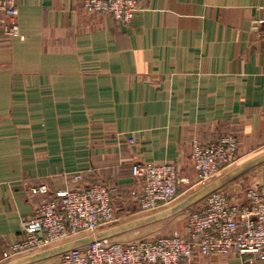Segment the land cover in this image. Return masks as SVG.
Instances as JSON below:
<instances>
[{"label":"crops","instance_id":"1","mask_svg":"<svg viewBox=\"0 0 264 264\" xmlns=\"http://www.w3.org/2000/svg\"><path fill=\"white\" fill-rule=\"evenodd\" d=\"M16 7L19 35L0 29V264H58L2 258L45 200L31 188L71 190L80 174L108 186L117 224L141 219L137 230L150 214L133 195L134 162L173 164L189 191L193 142L233 135L241 159L264 148V0H139L127 24L76 0ZM197 263L247 264H181Z\"/></svg>","mask_w":264,"mask_h":264},{"label":"built area","instance_id":"2","mask_svg":"<svg viewBox=\"0 0 264 264\" xmlns=\"http://www.w3.org/2000/svg\"><path fill=\"white\" fill-rule=\"evenodd\" d=\"M76 1L89 13L110 14L123 24L133 19L139 2ZM258 22L264 25V20ZM0 29L8 37L19 35L16 0H0ZM128 141L134 142L132 138ZM238 146L233 135L206 144L193 142L189 157L198 177L206 181L232 165ZM130 173L139 183L133 195L142 213L164 207L178 194L180 179L173 164L134 162ZM72 180L75 187L71 190L50 192L44 185L31 188L32 194H41L45 200L21 221L23 239L9 246L3 260L29 257L90 236L89 244L61 253L58 264H181L207 256L234 257L247 264L264 261V182H255L233 195L222 191L208 195L200 213L186 216L183 237L158 236L121 243L96 237L101 229L118 221L111 189L101 183L84 186L80 174Z\"/></svg>","mask_w":264,"mask_h":264},{"label":"rangeland","instance_id":"3","mask_svg":"<svg viewBox=\"0 0 264 264\" xmlns=\"http://www.w3.org/2000/svg\"><path fill=\"white\" fill-rule=\"evenodd\" d=\"M255 182H264V148L259 151L255 156V159H241L237 156L232 165L224 168L220 173L206 181H202L196 172V179L190 184L192 186L194 185L192 189L187 191V188L182 189L180 187L176 198L172 202L154 212L148 213L150 215L145 218L148 220L157 217V220L146 222V226L143 228L137 230L132 229V231L125 235L116 238L114 242H130L141 238H155L158 236L179 235L183 237L186 216L192 213L201 212L208 195L218 191L233 195L238 191L243 192ZM186 203L187 207L184 206L179 209L175 207L178 204H181L180 206H182ZM162 214L165 215L162 216ZM142 220H144V218ZM138 221H141V219L131 222V224H135ZM117 223L105 228H118V226H124V224L121 225ZM83 238H90V236H83Z\"/></svg>","mask_w":264,"mask_h":264},{"label":"water","instance_id":"4","mask_svg":"<svg viewBox=\"0 0 264 264\" xmlns=\"http://www.w3.org/2000/svg\"><path fill=\"white\" fill-rule=\"evenodd\" d=\"M184 206H186L185 204L182 205V206H179L177 209L179 208H183ZM176 209V208H175ZM176 211V210H174ZM165 214H162V216H164ZM153 220H157V217L155 218H150L148 219L146 222L148 221H153ZM142 224V223H140ZM139 226V224L135 223V224H130V225H126V226H122V227H118V228H115L109 232H106V233H99L97 234V239H106L108 236L110 235H114V234H117L119 232H123V231H126V230H130V229H133L135 227ZM92 238H84V239H81V240H78V241H74V242H71V243H68L66 245H63L61 247H58L57 249H54L52 251H47V252H44V253H41V254H38V255H34V256H30V257H27V259L25 261L27 262H36L38 260H41V259H46L48 257H51L53 255H56V254H61L67 250H70L74 247H78V246H83V245H86V244H89L91 242Z\"/></svg>","mask_w":264,"mask_h":264}]
</instances>
